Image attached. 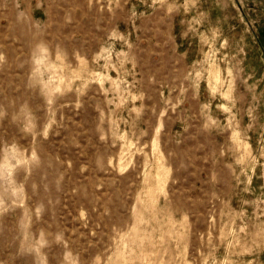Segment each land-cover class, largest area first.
<instances>
[{
  "label": "rangeland",
  "instance_id": "rangeland-1",
  "mask_svg": "<svg viewBox=\"0 0 264 264\" xmlns=\"http://www.w3.org/2000/svg\"><path fill=\"white\" fill-rule=\"evenodd\" d=\"M0 264H264V0H0Z\"/></svg>",
  "mask_w": 264,
  "mask_h": 264
}]
</instances>
